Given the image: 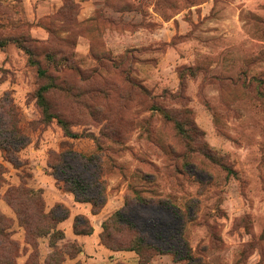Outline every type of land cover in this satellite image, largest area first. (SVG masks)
<instances>
[{
  "label": "rangeland",
  "instance_id": "obj_1",
  "mask_svg": "<svg viewBox=\"0 0 264 264\" xmlns=\"http://www.w3.org/2000/svg\"><path fill=\"white\" fill-rule=\"evenodd\" d=\"M0 40V264H264V0H0Z\"/></svg>",
  "mask_w": 264,
  "mask_h": 264
},
{
  "label": "trees",
  "instance_id": "obj_2",
  "mask_svg": "<svg viewBox=\"0 0 264 264\" xmlns=\"http://www.w3.org/2000/svg\"><path fill=\"white\" fill-rule=\"evenodd\" d=\"M9 42L10 43L13 42V43L17 44L21 50H24L25 52H29V56L32 57V55H33L32 51L30 49L26 48L25 46L21 45L18 42V40H15V41L14 40L13 41H1L0 40V50L4 49ZM47 91H48V87L42 86V87H40V89L37 93V96H36L37 97V104L40 107L44 118L48 122L56 120L57 124L61 127V129H62V131L66 137L72 138V139L80 138V134L75 133L71 129L69 122L66 121L63 117H61L59 113L54 111L53 107L51 106V104H50V102L46 96ZM136 200L138 202H141V203L146 202L141 197H136ZM159 203L163 204V205H167V206L169 205V203H167V202H159ZM94 205L97 206L96 203H94ZM180 212L182 213L181 210H180ZM117 215H120V214L118 213ZM185 248H186V253L183 257L182 256L180 257V260L187 261V263L190 264V263L194 262L192 250H191L190 246L187 244L185 245ZM147 250H151L153 252L152 255H149ZM130 251L136 252V254L139 256V258H140L139 264H149L151 259L153 258L154 254H165V252L168 253V251H164L163 249L148 245L147 243H145L144 239H141V238H139L138 241H135L133 243ZM73 256H75V254ZM175 256H177V253H175Z\"/></svg>",
  "mask_w": 264,
  "mask_h": 264
}]
</instances>
